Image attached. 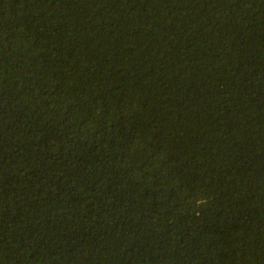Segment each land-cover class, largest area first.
Returning <instances> with one entry per match:
<instances>
[{
    "label": "trees",
    "instance_id": "trees-1",
    "mask_svg": "<svg viewBox=\"0 0 264 264\" xmlns=\"http://www.w3.org/2000/svg\"><path fill=\"white\" fill-rule=\"evenodd\" d=\"M0 264H264V0H0Z\"/></svg>",
    "mask_w": 264,
    "mask_h": 264
}]
</instances>
